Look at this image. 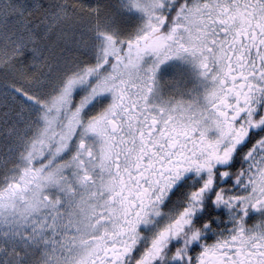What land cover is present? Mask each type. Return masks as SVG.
<instances>
[{
	"label": "snow or ice",
	"instance_id": "obj_1",
	"mask_svg": "<svg viewBox=\"0 0 264 264\" xmlns=\"http://www.w3.org/2000/svg\"><path fill=\"white\" fill-rule=\"evenodd\" d=\"M0 264H264V0H0Z\"/></svg>",
	"mask_w": 264,
	"mask_h": 264
}]
</instances>
